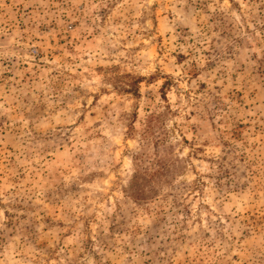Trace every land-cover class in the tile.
I'll return each mask as SVG.
<instances>
[{
  "label": "rangeland",
  "instance_id": "374dc122",
  "mask_svg": "<svg viewBox=\"0 0 264 264\" xmlns=\"http://www.w3.org/2000/svg\"><path fill=\"white\" fill-rule=\"evenodd\" d=\"M0 264H264V0H0Z\"/></svg>",
  "mask_w": 264,
  "mask_h": 264
}]
</instances>
